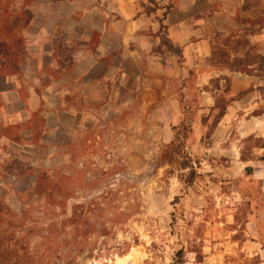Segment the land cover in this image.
Segmentation results:
<instances>
[{"label":"rangeland","instance_id":"obj_1","mask_svg":"<svg viewBox=\"0 0 264 264\" xmlns=\"http://www.w3.org/2000/svg\"><path fill=\"white\" fill-rule=\"evenodd\" d=\"M243 1L244 9L261 2ZM39 2L27 9L39 15L40 27L52 31L51 45L60 63L55 73L64 70L70 77L72 51L87 45L102 16L95 8L103 7V1ZM5 7L18 12L26 8V1L0 0V10ZM244 24L254 29L253 34L260 32L264 10L256 21ZM146 27L130 28L129 49L139 56L129 54L126 69L115 60L111 76L100 79L107 91L98 89L88 101L69 98L65 109L43 101L26 125L32 136L21 143L12 131L18 142L0 147V241L8 246L16 227L28 225L31 218L42 220L43 227L59 223V240L72 244L73 229L63 231L60 223L75 207L78 214L98 211L95 216L85 214L89 221L86 217L79 221V230L86 235L77 239L85 241L83 253L75 254L70 245L63 249L58 242L62 249L57 257L46 240L33 238L28 240L30 264H264V180L254 179L252 171L240 174L236 162L238 155L242 161L250 159L252 149L264 143L254 138L239 143L235 128L221 130L231 100L230 80L212 79L204 88L214 102L210 109L200 91L202 69L194 67L193 89L183 92L187 102L193 95L200 104L185 148L190 168L163 166L159 160L163 147L182 119L170 80L185 65L168 54L161 57L164 67L155 66L159 55L142 44L149 33ZM253 34L211 36L208 63L232 70L233 54V67L243 72L251 73L248 64L264 68L262 44L249 41ZM119 53L111 55L112 62ZM21 54L19 63L25 52ZM72 110L76 116L61 113ZM192 169L197 176L190 183ZM21 237L17 232L16 238Z\"/></svg>","mask_w":264,"mask_h":264},{"label":"crops","instance_id":"obj_2","mask_svg":"<svg viewBox=\"0 0 264 264\" xmlns=\"http://www.w3.org/2000/svg\"><path fill=\"white\" fill-rule=\"evenodd\" d=\"M102 1L103 7L95 8V13L102 16L92 30V34H100L99 45L94 51H90L89 40L83 48L80 46L72 51L70 77L63 69L62 72L55 73L60 68V63L55 56L56 50L51 45L52 31L40 27L37 23L39 15L31 12L32 21L19 35L24 41V60L21 58L13 73L7 70L2 74L0 66V147L14 144L18 142L16 140L23 143L28 136H32L31 129L26 125L32 114L40 110L43 101L51 100L52 106L65 109L69 98L83 97L88 101L95 96L98 89L104 88L107 91V85L101 84L100 79L106 80L112 74L115 60L126 69L129 54L139 56L137 51L129 49L128 35L132 26L145 29L148 25L149 28L146 29L149 33L143 37L142 44L159 55V63L155 66L164 67L161 57L168 54L175 56L155 52L160 46V39L156 35L159 30L158 20L162 19L164 8L171 10L163 22L167 28L165 38L171 45L182 48L184 61L180 65L188 68H179V74L172 78L185 79L190 70L201 67L200 91L204 97L203 102L210 109L214 107V102L204 88L209 87L212 79L228 78L230 90L227 97L231 100L226 108L221 130L229 132L235 128L240 138L239 143L248 138L264 143V68L258 67V64H248L247 69L251 73L243 72L233 67V54L230 61L232 70L225 67L214 68L208 63L211 36L241 35L244 31L253 34L254 29L244 23L259 18L264 10V0H261L258 7L248 9H244L243 0H155L162 10L151 16L141 12L143 9L140 2L146 5V0ZM35 3L40 2L34 0ZM85 18L86 14L82 22ZM249 41L252 44H262L264 49V29L250 35ZM118 51L120 53L112 62L111 55ZM176 58L179 62L178 57ZM105 61L109 62L108 65ZM124 69L121 75L126 80L127 73ZM242 93L244 94L238 98ZM61 113L77 115L75 110ZM45 129H49V124L46 123ZM12 131L17 132L16 140L10 134ZM250 156V159L242 161L238 155L236 162L240 164L239 173L248 168L252 170L254 179L264 180V161H259L260 157H264V146L254 147Z\"/></svg>","mask_w":264,"mask_h":264},{"label":"trees","instance_id":"obj_3","mask_svg":"<svg viewBox=\"0 0 264 264\" xmlns=\"http://www.w3.org/2000/svg\"><path fill=\"white\" fill-rule=\"evenodd\" d=\"M26 8H21L18 12L13 11L9 12V8H3L0 10V66L2 69V74H5L7 70L13 73L15 72V68L18 65V58L24 50V41L21 37H19L20 33L27 28V26L32 21V13L27 9L28 6L34 4V0H25ZM146 5L141 3L143 14L146 16H151L156 14L158 10H162V8L158 5L155 0H146ZM162 19L158 20L159 30L157 33V37L160 39V46L155 49V52L158 53H170L178 57L180 63L184 61L183 58V50L180 47H175L171 45L168 40L165 38L167 28L163 25V22L166 20L167 16L170 14L171 10L169 8H164ZM100 42V34L97 32H93L90 42L89 49L90 51H94L95 48L99 45ZM195 76V70L192 69L188 72V77L185 79L172 78L170 80V91H173V87H176L177 90V100L180 107L182 119L180 122L172 127L173 139L163 147V150L160 155V162L163 166H170L171 170L174 168H178L179 170H186L190 168L191 160L185 154V148L188 146L189 140L192 138L194 133L193 122L197 118V113L199 111V98H195V96L190 97V102H187L185 96L183 94L184 90L193 88L191 82ZM201 94L199 93V96ZM259 161H264V157H260ZM251 169L246 168L244 173L251 172ZM197 173L192 169L190 172V183H193ZM40 195V193H36ZM49 196L47 198L49 199ZM46 198V200H47ZM90 214L97 215V210H87ZM62 212H65V208H62ZM84 213L82 210L79 214L77 213V208H71V213L68 218L61 222V226H63V231L66 228L73 229V234H75V240L71 244L68 242H61L60 238V228L57 227L59 223L49 224L46 227L42 226V220L40 222L30 221L28 225L25 223L20 224L16 227V230L13 234L12 239L9 241V245H3V242L0 241V264H30V259L32 258V253L29 251L28 240H32L33 238H39L40 240L47 241V247L50 253H53L58 257L59 252L63 249H67L70 245L74 250V253L77 255H81L84 251V240L78 241L77 239H86L84 236L85 232L80 231L79 221L80 219L86 217L87 213ZM45 213H42V215ZM86 214V215H85ZM24 218L27 215L22 214ZM53 217L55 215L53 214ZM86 221H89V218L86 217ZM32 222V224H31ZM81 224V223H80ZM30 225V226H29ZM88 225V224H86ZM62 228V227H61ZM80 231V232H79ZM21 234V238H16V235ZM62 247L59 245V243ZM64 245H63V244ZM90 251L89 253H91ZM48 253V254H50ZM182 251L178 252L177 255L181 256Z\"/></svg>","mask_w":264,"mask_h":264}]
</instances>
